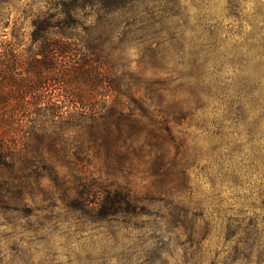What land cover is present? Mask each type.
<instances>
[{
    "label": "rangeland",
    "instance_id": "374dc122",
    "mask_svg": "<svg viewBox=\"0 0 264 264\" xmlns=\"http://www.w3.org/2000/svg\"><path fill=\"white\" fill-rule=\"evenodd\" d=\"M0 95V264L125 263L69 194L116 117L143 264H264V0H0Z\"/></svg>",
    "mask_w": 264,
    "mask_h": 264
},
{
    "label": "trees",
    "instance_id": "16d2710c",
    "mask_svg": "<svg viewBox=\"0 0 264 264\" xmlns=\"http://www.w3.org/2000/svg\"><path fill=\"white\" fill-rule=\"evenodd\" d=\"M21 98L22 95H19L15 99L21 100ZM4 102V96L0 95V109ZM123 123L127 129L123 136L126 142L123 146L128 149L133 142H138L137 137L142 132H145L143 129L141 133H137L138 131L136 129L139 126L144 127L145 124L128 115L124 117ZM111 124L116 128V134H112V137H109ZM120 134L121 129L119 126V118L117 117L114 120L104 122L102 130L95 129L90 133V135L95 137L94 139H100V143L96 144L95 156L99 157L101 155L100 148L105 149L106 152L104 151V157L101 158L102 160L99 165L91 158H80L73 162L72 169L80 187H77L73 193L69 191V194L73 195L70 201L75 207V211L79 212V216H88L87 218L96 225V228L102 223H107L111 236L117 241L121 240L124 245L123 251H125V255L123 256L125 263L123 264H143L137 249V243L139 241V231L136 223L137 211L130 197V183L127 175L118 173L119 167L110 163L108 157V149L111 146L117 145L115 140ZM155 138V141H150V144L153 148L165 153L167 140L166 135L160 128ZM139 147L144 149L143 144L140 142ZM78 148L80 155L87 152L88 149L83 143H80ZM85 156L87 157V155ZM118 161L121 163L120 160ZM155 161L158 165V172L163 180L167 176L168 169H166L162 160L156 155ZM89 164L90 166L92 164L96 165L95 172L88 169Z\"/></svg>",
    "mask_w": 264,
    "mask_h": 264
}]
</instances>
